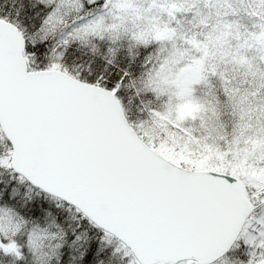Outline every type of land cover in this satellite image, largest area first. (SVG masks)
I'll list each match as a JSON object with an SVG mask.
<instances>
[{
	"label": "snow or ice",
	"instance_id": "snow-or-ice-1",
	"mask_svg": "<svg viewBox=\"0 0 264 264\" xmlns=\"http://www.w3.org/2000/svg\"><path fill=\"white\" fill-rule=\"evenodd\" d=\"M0 264H264V0H0Z\"/></svg>",
	"mask_w": 264,
	"mask_h": 264
}]
</instances>
